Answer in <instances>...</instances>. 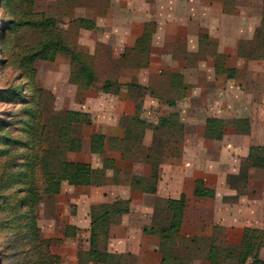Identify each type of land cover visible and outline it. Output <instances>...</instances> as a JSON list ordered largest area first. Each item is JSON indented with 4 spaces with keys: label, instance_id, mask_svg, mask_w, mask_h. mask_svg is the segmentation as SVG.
I'll return each instance as SVG.
<instances>
[{
    "label": "crops",
    "instance_id": "obj_1",
    "mask_svg": "<svg viewBox=\"0 0 264 264\" xmlns=\"http://www.w3.org/2000/svg\"><path fill=\"white\" fill-rule=\"evenodd\" d=\"M89 2L99 6L88 9L96 26L78 27L77 45L88 48L94 66L114 60L117 73L98 80L94 96L75 107L92 125L82 126V149L68 153L66 164H112L104 185H62L57 218L73 234L53 232L62 240L55 253L61 264H80L79 254L91 248L93 208L121 204L128 212L101 237L106 262L94 257L88 264H163L170 252L183 264H211L209 240L238 247L247 229L264 231V59L253 43L264 0ZM145 35L149 53L140 51ZM109 79L118 87L105 92ZM209 119L225 123L220 140L208 133ZM139 121L149 127L130 132ZM93 135L106 137L103 153ZM198 181L215 196L196 197ZM183 197L180 238L202 244L165 246L156 231L170 222L167 202Z\"/></svg>",
    "mask_w": 264,
    "mask_h": 264
},
{
    "label": "rangeland",
    "instance_id": "obj_2",
    "mask_svg": "<svg viewBox=\"0 0 264 264\" xmlns=\"http://www.w3.org/2000/svg\"><path fill=\"white\" fill-rule=\"evenodd\" d=\"M94 5L99 7L89 0H0V264H54L61 260L55 252L62 240L53 232L66 233L65 222L57 218L63 197L47 192V179L48 174L57 171L55 156L61 159L60 145L67 144L64 135L69 139L80 137L82 128L73 123L69 126L68 121L79 118L66 117L65 113L83 112L75 107L86 95L94 96L96 82L117 73L114 60H103L94 66L88 48L77 45L76 29L82 24L72 22L94 17L88 10ZM41 19L55 20L59 38L63 37L66 46L81 55L80 62L87 61L89 68L99 74L90 87L82 85L88 81L84 76L79 78L81 81L72 78L77 68L70 53L57 51L53 61H27L43 37L52 34V38L57 33L50 27L43 34ZM50 54L53 57L54 49ZM126 65L128 68L122 72L128 71L130 66ZM109 80L112 86L107 89L114 91L118 82ZM14 87H18V95L9 92ZM39 156L42 163L33 166ZM59 176L60 173L56 179ZM33 222L36 229H32ZM47 252L57 258L49 260Z\"/></svg>",
    "mask_w": 264,
    "mask_h": 264
},
{
    "label": "trees",
    "instance_id": "obj_3",
    "mask_svg": "<svg viewBox=\"0 0 264 264\" xmlns=\"http://www.w3.org/2000/svg\"><path fill=\"white\" fill-rule=\"evenodd\" d=\"M75 23L82 24V28L93 30L96 26L95 22L93 20L88 19H77L75 20ZM56 21L53 19H41L40 27L42 29V33L44 34L45 31H48L50 27H53L57 33L54 37L50 38L48 35L43 37L39 44L37 45V50H35L34 54H30L27 56V61L30 64H33L39 60L43 61H53L54 56H56L57 51H65L66 53L71 54V61L75 64L74 66L77 68V70L73 71L72 78L76 79V81H81L79 78L84 76V78L88 79L87 82L84 81V84H82L84 87H90L93 83L97 81V75L86 62L82 61L80 62V56L76 52H74L72 49H69L66 46V42H64V38H59L61 36L60 30H57L56 28ZM47 27V30L45 29ZM44 31V32H43ZM58 37V38H57ZM149 35H145L142 41V48L140 49L141 52L149 53ZM62 40V41H61ZM253 43L256 44V56L259 57V59H264V18L262 21V26L258 28L256 31ZM54 49L53 57L51 56L50 52ZM72 50V51H71ZM82 58V57H81ZM83 74V75H82ZM105 92L110 91L107 89L108 86H112L111 80H108L105 82ZM118 86V85H117ZM140 88V87H139ZM142 89V88H141ZM9 92L13 93L15 92L16 95H18V87L12 88ZM3 95V92L1 91L0 96ZM77 116L79 120L77 119L75 122H67L68 125L70 124H78V125H92V119L89 114L83 113V112H72L68 111L65 113L66 117L69 116ZM61 125V124H60ZM140 125V126H139ZM149 127L144 122L139 121L138 123H135V127L130 132H140L143 131ZM225 123L222 120L219 119H209L207 121V129L208 133H210L214 139L220 140L223 136ZM248 127V123L246 121H239L238 123V129L242 132H248L246 129ZM71 130V128L69 129ZM66 138V141L64 143H67L66 145H60L61 150L59 151V156L61 159H59L58 156H55L57 160V171L54 174H48L50 176V179H47V182H49L48 185V191L51 194H59L61 192V187L64 182L69 183L70 185L74 186H101L104 185L106 182V168L112 164L111 161H106V166L102 170L94 169L91 165L85 164V163H67V154L70 152H78L82 149V138L77 137L73 139H69L68 135H64ZM106 142V137L103 135H93L92 137V146L96 149L98 153H103L104 151V145ZM59 148V146H58ZM54 156H52L53 158ZM42 156L36 157L34 159L35 165L42 163L41 161ZM67 166L66 168L64 167ZM49 167V165H48ZM60 173V176L58 179H56V175ZM50 189V190H49ZM195 195L196 197L204 198V197H214L215 194L212 190L207 189L204 182L198 181L196 183V189H195ZM24 207V203H22ZM27 206L28 204L25 203ZM186 207V199L183 197L180 200H171L167 202V210L170 215V222L168 226L163 227L156 231V233H160L162 235V239L165 246L173 247L176 245L175 243L179 240L180 244L183 245V247H186L188 245H201V240H189L184 241L182 238H180V230L183 223V217H184V210ZM128 207H123L120 205H113V206H103L100 208H93L92 211V228H91V248L88 253H80L79 259L80 264H88L91 258L98 257L102 259L104 262H106L105 254H103L100 250V243H101V237L102 235L107 234L108 228L113 223L115 217L119 214H123L128 212ZM35 213V212H34ZM34 213L32 212V217H34ZM33 219V218H32ZM32 224V229H36L35 222ZM69 229V228H68ZM66 232V236H70L69 233ZM209 251H208V259L211 264H264V261H262L259 258V252L262 247V244H264V231L262 230H254V229H247L244 240L242 244L238 247H224V246H216L214 241L209 240ZM48 253V259L50 258H57L55 256H52L49 252ZM59 261V257H58ZM48 263H51L47 261ZM46 263V264H48ZM62 259L54 264H61ZM45 264V263H43ZM163 264H183V258L181 255H177L173 252H170L168 255H166L163 259Z\"/></svg>",
    "mask_w": 264,
    "mask_h": 264
}]
</instances>
